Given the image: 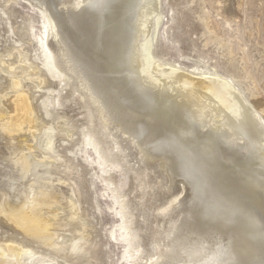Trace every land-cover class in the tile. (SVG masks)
<instances>
[{"label":"bare ground","instance_id":"obj_1","mask_svg":"<svg viewBox=\"0 0 264 264\" xmlns=\"http://www.w3.org/2000/svg\"><path fill=\"white\" fill-rule=\"evenodd\" d=\"M33 1L46 9L42 43L51 55L48 38L58 39L67 69L102 118V132L110 135L126 163L133 160L139 165L132 169V178L143 174L154 192L146 196L155 201L157 232L163 234L162 246L157 245L163 249L142 264H264V109L221 74H191L151 53L159 0H82L76 8L68 7V0ZM220 2L214 0L217 10H222ZM212 29L219 37V28ZM6 53L12 55L10 49ZM25 55L17 49L18 66L4 64L0 55L1 71H10L7 88L16 90L12 108L0 110L3 133L24 125L36 129L38 124L29 97L18 90L23 79H41L38 67ZM55 68L60 80L64 73ZM59 97L58 92L53 104ZM52 131L45 126L39 132L38 145L44 143L46 155L30 158L35 156L30 146L27 152L21 149L2 158L11 169L0 173V213L32 242L50 240L54 251L38 254L23 240L5 241L0 243V264H40L47 260L44 256L75 259L73 252L87 262L94 249L86 239L93 228L90 222L80 223L76 233L71 229L82 217L80 193L70 179L76 167L62 163L65 168L60 169L56 164ZM91 137L92 133L85 134V143ZM111 146L104 148L114 154ZM98 148L94 143L96 153ZM53 174L57 184L71 180L65 206L71 211L63 219L56 193L47 190L53 183L38 185L41 176ZM16 188L18 194L13 193ZM112 193L113 199L121 200L116 190ZM20 196L19 205L10 202L9 197ZM44 211L50 215L41 216ZM134 216L132 224L139 226L143 215ZM138 229L130 231L127 244L142 238Z\"/></svg>","mask_w":264,"mask_h":264},{"label":"rangeland","instance_id":"obj_2","mask_svg":"<svg viewBox=\"0 0 264 264\" xmlns=\"http://www.w3.org/2000/svg\"><path fill=\"white\" fill-rule=\"evenodd\" d=\"M68 1V7L76 8V2L82 0ZM220 1L218 5L222 6V10H217L214 0H159L160 18L153 31L151 53L163 62L191 74H221L230 79L242 96L264 109V0ZM0 18V55H3L4 64L15 63L17 49H23L26 53L24 59L38 67L41 78L23 79L18 88L20 92H26L31 101L38 120L36 129L24 125L20 130H5L6 133H3L0 125V134L6 136L0 137V173L11 169L8 161H2L10 153L13 156L21 149L24 153L27 152L25 148L31 146L35 156L30 155V158L46 155L44 143L38 145L39 132L45 126L52 127L51 143L53 154L58 158L54 159L56 164L60 169L65 168L64 165L60 166L62 163H71L76 167L70 179H74L76 184L73 187L80 193L82 217L74 222L71 229L76 233L79 224L87 221L93 225L91 236L86 237L87 243H94L87 262H82L84 258L73 252L71 256L75 255V259L44 256L47 260L40 264H87L92 261L91 264H142L151 253L163 249H158L162 246L163 234L157 232L159 216L155 201L146 196L154 193L147 185V177L142 174L133 179L132 169L137 170L139 165L133 160L126 163L119 147L116 148L110 141V135L102 132V118L90 103L87 93L79 87L76 75L67 69L58 39L54 36L48 38L51 55L47 45L42 43L46 9L33 0H0ZM212 27L219 28V37L218 30ZM8 49L12 55L6 53ZM17 64L21 65L16 62L14 66ZM55 66L64 73L59 76L60 80ZM18 69L15 71L19 72ZM9 73H3L0 68V110H10L15 100L16 90L7 88L11 77ZM61 87L64 89L61 90ZM58 92V102L53 104ZM87 133H92L89 143H85ZM94 143L99 144L100 153L94 151ZM109 145L113 146L114 154L105 150L104 146ZM118 150L120 153L116 154ZM101 153L110 161L109 167L103 162ZM41 159L48 162L46 157ZM99 161L103 162L101 167L97 165ZM56 179L57 174L43 175L38 185L53 183L52 190L49 187L47 190L56 193L59 207L62 208L59 217L63 219L71 211L65 208L70 200L68 184H71V180L61 185L57 184ZM114 190L121 195V200L112 198ZM19 191L16 188L13 193L18 194ZM9 199L19 205L21 196L19 199ZM131 214L143 215V218H138L139 226L132 224L135 216ZM49 215L47 211L41 214ZM130 224L134 227L125 228ZM137 227L141 228L138 231L142 238L131 239L127 244V236ZM49 233L52 232L49 230ZM14 240H23L38 254L54 251L50 247V240L43 244L32 242L22 229L0 213V243ZM126 248L130 249L129 253H126Z\"/></svg>","mask_w":264,"mask_h":264}]
</instances>
